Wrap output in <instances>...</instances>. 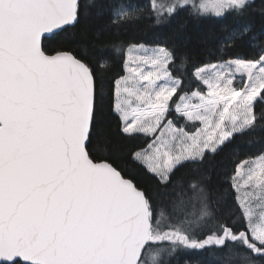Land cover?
I'll return each instance as SVG.
<instances>
[{"label":"snow or ice","instance_id":"6c2138e0","mask_svg":"<svg viewBox=\"0 0 264 264\" xmlns=\"http://www.w3.org/2000/svg\"><path fill=\"white\" fill-rule=\"evenodd\" d=\"M186 5L0 0V264H162L177 249L264 264V154L227 191L206 172L175 190L181 168L264 127V0H214L199 63L182 29L162 31ZM145 19L151 46L120 39ZM141 138L129 158L152 192L114 159Z\"/></svg>","mask_w":264,"mask_h":264},{"label":"trees","instance_id":"16d2710c","mask_svg":"<svg viewBox=\"0 0 264 264\" xmlns=\"http://www.w3.org/2000/svg\"><path fill=\"white\" fill-rule=\"evenodd\" d=\"M143 2V1H141ZM217 18L198 13L193 8L185 7L179 12L175 19L169 24L163 26L162 31L169 37H174L178 30L182 29L183 34L189 39L186 47L178 49L180 52L187 51L192 63H199L207 59L206 51L211 47V43L205 44L202 37H207L209 41L215 35L219 34ZM155 29L152 24L145 19L143 22L130 27L126 33L122 34L120 39L127 43H148L151 46L154 39ZM175 99V98H174ZM111 131L116 132V125L113 123ZM146 138L125 142L122 145L123 151L117 152L114 159L124 170L126 175H131L136 182L146 191L152 192L157 188V182L151 173L147 172L139 165H134L129 158V153L133 150L145 146ZM264 154V127H257L255 131L236 134L235 138L227 143L224 150L216 156L214 160L207 161L202 168L194 166L181 168L175 177V190L179 191L180 182L187 183L194 177H199L202 173H208L211 177L210 187L227 191L229 184V175L232 173L236 163L242 159H255ZM173 186H169V195H171ZM231 203V200H229ZM156 251V249H154ZM159 259L162 264H198V261H204V264L211 259L207 251H189L177 249L174 253L169 251L161 252Z\"/></svg>","mask_w":264,"mask_h":264},{"label":"rangeland","instance_id":"374dc122","mask_svg":"<svg viewBox=\"0 0 264 264\" xmlns=\"http://www.w3.org/2000/svg\"><path fill=\"white\" fill-rule=\"evenodd\" d=\"M143 1V2H141ZM161 3H169L171 2V0H160ZM214 2V0H187V5L185 7H190L193 8L195 11H197L198 13L202 14V15H206V16H213V12L211 9V4ZM135 3L139 4V5H143V6H147L148 4V0H135ZM204 4L207 7V12H204V10L200 9V5Z\"/></svg>","mask_w":264,"mask_h":264}]
</instances>
